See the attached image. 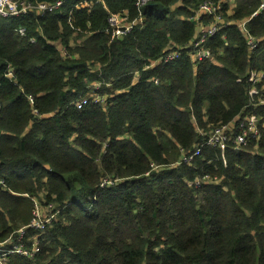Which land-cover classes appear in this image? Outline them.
<instances>
[{
    "label": "trees",
    "instance_id": "1",
    "mask_svg": "<svg viewBox=\"0 0 264 264\" xmlns=\"http://www.w3.org/2000/svg\"><path fill=\"white\" fill-rule=\"evenodd\" d=\"M26 1L63 3L0 17V244L36 239L40 252L0 250V264H264V83L251 95L249 80L264 71V12L248 23L255 51L236 24L263 0L224 4L233 24L208 39L211 59L194 67L183 50L152 68L195 38L201 4L221 0ZM111 14L131 31L118 35ZM252 114L259 139L205 143ZM36 199L60 213L19 241Z\"/></svg>",
    "mask_w": 264,
    "mask_h": 264
},
{
    "label": "built area",
    "instance_id": "2",
    "mask_svg": "<svg viewBox=\"0 0 264 264\" xmlns=\"http://www.w3.org/2000/svg\"><path fill=\"white\" fill-rule=\"evenodd\" d=\"M104 1V0H100ZM154 0H136V5L139 7L145 6ZM63 1H58L56 4H48V3H38V4H31L26 0H0V17L8 18L11 16H19L21 14H26L32 10H35L38 14L44 15L50 12H54L62 5ZM224 4H226L225 0H221L219 2H204L196 11L194 16V20L197 22L196 25V35L195 38L186 46H177L173 44V46L168 47L166 51H164L161 58L155 60L148 66V68L155 67L160 64H166L171 61L176 60L182 54L183 50H187L189 58L194 63L195 67L199 66L200 63L207 59H211L213 57L212 50L209 46H207V41L210 37L214 36L218 31L221 29L233 24V21L227 20L224 16ZM264 12V0L259 5L258 9L249 17L238 20L236 22L237 28L240 29L243 37L247 41V45L249 50L255 51L258 48L259 41L253 35H251L248 29V23L256 17L257 15ZM229 14V10L227 11ZM209 16L207 22H204L203 17ZM109 23L111 27L115 30L118 35L126 34L131 31L132 23L127 22L125 17L120 14H111L109 16ZM20 33L25 35L26 30L21 28ZM63 55H68L67 49L63 47L61 50ZM8 76H12V73H9ZM250 82L255 85L250 94L251 95H258L260 90L257 88V85L260 83H264V71L259 70H250L249 74ZM158 83V79L155 81ZM264 91V87L262 88ZM93 102L96 104H101L103 106L107 105V97L101 95H93L91 97ZM91 99L88 97L83 98L81 101L78 102V108H82L86 104H88ZM259 117L256 114L249 115L245 119L237 120L232 124H223L216 128H214L208 137H206L205 143L213 146V147H220L222 149H226L228 143L231 139L234 140L236 147L241 148L248 144L249 138L254 137L259 139L260 137V126H259ZM240 125L241 132L235 134L234 129ZM201 153L200 145L191 152V153H184L183 161L189 163L191 162L197 155ZM207 177V176H206ZM199 182V181H198ZM49 203L47 202L45 206ZM56 205V204H55ZM42 204L36 199L35 200V215L32 219L31 223L23 228H21L19 233L18 240H22L26 236V231L29 228H35L39 230H45L48 225L52 223L54 219V215L49 217L46 222L44 223H33L37 215H39V209L44 208ZM11 238L6 241V244ZM35 243L33 244L31 249H25L24 244L22 243L20 246L15 245L16 243L12 240L14 246H12L13 250L8 252L6 250L7 246L2 243L0 244V250L3 252V255L6 256L10 253L15 252H22L30 257H34L36 254L40 252V245L39 241L37 243L36 239H33ZM35 245V247H34ZM1 258V256H0ZM4 261H8V259H3Z\"/></svg>",
    "mask_w": 264,
    "mask_h": 264
},
{
    "label": "rangeland",
    "instance_id": "3",
    "mask_svg": "<svg viewBox=\"0 0 264 264\" xmlns=\"http://www.w3.org/2000/svg\"><path fill=\"white\" fill-rule=\"evenodd\" d=\"M232 13V9H229V14H231ZM252 20V19H251ZM208 42V41H207ZM188 54V53H187ZM189 57V56H188ZM192 61V60H191ZM193 63V62H192ZM193 65H194V63H193ZM194 67H195V65H194ZM98 88V86L96 87V89ZM46 205V203H43L42 204V206H45ZM60 208H59V206H57V205H55V203H49L47 206H45L44 208H40L39 209V215H37V218H35V220H34V222L33 223H44V222H46L47 221V219H49V217H51L52 215H54V217L56 216H58V214L60 213ZM34 215H35V213H34ZM49 226H51V224L50 225H48L47 226V228L49 227ZM37 243H38V240H37ZM6 246H7V248L8 247H12V246H14L13 245V243H12V240H9L8 242H7V244H6ZM34 247H35V245H34Z\"/></svg>",
    "mask_w": 264,
    "mask_h": 264
},
{
    "label": "crops",
    "instance_id": "4",
    "mask_svg": "<svg viewBox=\"0 0 264 264\" xmlns=\"http://www.w3.org/2000/svg\"><path fill=\"white\" fill-rule=\"evenodd\" d=\"M225 2H228V3L230 2V3H229V4H230V9H232V10H233V9L235 8V6H236V4L234 3V0H230V1H229V0H225Z\"/></svg>",
    "mask_w": 264,
    "mask_h": 264
},
{
    "label": "bare ground",
    "instance_id": "5",
    "mask_svg": "<svg viewBox=\"0 0 264 264\" xmlns=\"http://www.w3.org/2000/svg\"><path fill=\"white\" fill-rule=\"evenodd\" d=\"M6 250H7L8 252H11L13 249H12V250L6 249Z\"/></svg>",
    "mask_w": 264,
    "mask_h": 264
}]
</instances>
